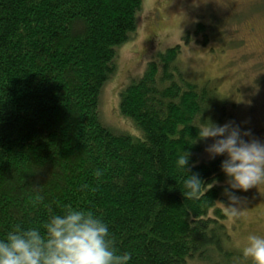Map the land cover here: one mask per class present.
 <instances>
[{
	"label": "trees",
	"instance_id": "obj_1",
	"mask_svg": "<svg viewBox=\"0 0 264 264\" xmlns=\"http://www.w3.org/2000/svg\"><path fill=\"white\" fill-rule=\"evenodd\" d=\"M141 3L0 0V238L17 224L42 228L49 208L71 205L107 223L129 264H242L217 205L223 157L198 161L203 140L191 143L193 124L219 122L224 103L212 82L183 75L180 45L157 52L119 93L120 114L143 138L100 119L102 86ZM185 151L187 172L205 184L192 196L177 166Z\"/></svg>",
	"mask_w": 264,
	"mask_h": 264
},
{
	"label": "rangeland",
	"instance_id": "obj_2",
	"mask_svg": "<svg viewBox=\"0 0 264 264\" xmlns=\"http://www.w3.org/2000/svg\"><path fill=\"white\" fill-rule=\"evenodd\" d=\"M233 12L237 14L232 16ZM247 23L256 27L255 35L247 34ZM219 29L225 30L224 36L217 34ZM231 32L245 38L246 45L238 40L213 39ZM204 33L212 39L207 40ZM176 44L180 45L176 63L183 75L192 82L209 81L216 87L218 99L224 103L216 124L231 122L241 131L249 130L252 138L264 140V0H224L221 5L208 6L187 0H142L136 12V29L116 48L115 70L100 92L102 123L114 133L143 138L134 122L120 114L119 93L157 52ZM209 143L210 139L202 141L198 161L210 158L204 151ZM233 191L240 198L238 218L227 214V198L217 205L226 213L229 246L240 250L248 234L264 235V184ZM208 262L194 257L185 263Z\"/></svg>",
	"mask_w": 264,
	"mask_h": 264
},
{
	"label": "clouds",
	"instance_id": "obj_3",
	"mask_svg": "<svg viewBox=\"0 0 264 264\" xmlns=\"http://www.w3.org/2000/svg\"><path fill=\"white\" fill-rule=\"evenodd\" d=\"M193 126L197 131L191 143L210 139L204 151L210 158L224 157L219 165L226 184L222 192L229 202L224 206L229 216L238 218L240 198L233 190L246 191L264 184V140L252 138L249 130L241 131L231 122L218 125L210 119H199ZM187 163L185 151L178 155L177 166L187 173L183 185L185 194L192 196L205 184L197 174L187 172ZM102 174L101 169L94 170L96 177ZM240 256L242 264H264V235L248 234ZM130 259L129 251L121 252L115 247L103 219L71 205H65L61 213L49 208L42 228L17 224L0 238V264H129Z\"/></svg>",
	"mask_w": 264,
	"mask_h": 264
},
{
	"label": "flooded vegetation",
	"instance_id": "obj_4",
	"mask_svg": "<svg viewBox=\"0 0 264 264\" xmlns=\"http://www.w3.org/2000/svg\"><path fill=\"white\" fill-rule=\"evenodd\" d=\"M187 1H191L192 3H197V2H200L203 6H208V5H214V4H219V5H221L223 2H224V0H187ZM235 14H237V12H233V14H232V16H235ZM249 15H251V14H249ZM248 17V16H247ZM249 24L247 23V25H246V30H247V34L248 35H255L256 34V27L254 26V25H249ZM211 31H213V29L211 28L210 29ZM216 30V29H215ZM223 31H225V30H223ZM222 31V29H219L218 30V32H217V34L218 35H223L224 36V32ZM233 31L234 32H236L237 31V28H234L233 29ZM216 32V31H215ZM234 32H231V34L229 33V35L228 34H225V35H228V36H226V37H224V38H219L218 36L217 37H215V38H213V39H215V40H219V39H223L224 41L226 40V41H234V40H238L239 41V44H241V45H246V39L245 38H243V37H236L235 35L236 34H232V33H234ZM205 34H207V33H204V36L207 38V40H210V39H212V37H208V34H207V36L205 35Z\"/></svg>",
	"mask_w": 264,
	"mask_h": 264
}]
</instances>
